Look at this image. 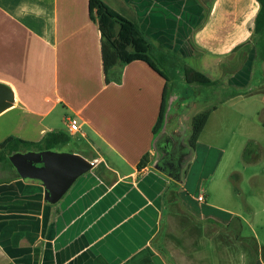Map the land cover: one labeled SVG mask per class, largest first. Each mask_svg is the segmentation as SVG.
I'll return each mask as SVG.
<instances>
[{"label":"crops","instance_id":"obj_1","mask_svg":"<svg viewBox=\"0 0 264 264\" xmlns=\"http://www.w3.org/2000/svg\"><path fill=\"white\" fill-rule=\"evenodd\" d=\"M103 1L137 24L155 63L181 74L183 65L197 69L216 81L205 86L216 97L197 95L194 112L172 113L186 102H175L168 80L154 132L166 80L142 60L104 72L88 0H0V92L11 97L0 110V142L61 131L68 139L53 150L94 162L54 203L40 180L0 163V264H172L162 246L175 224L181 246L196 248L181 264H264V221L255 222L252 208L246 217L227 178H216L231 140L211 127L223 106L264 127V60L252 42L257 0ZM203 111L207 122L185 149L179 130L187 138ZM68 117L77 132L68 131ZM207 131L214 137H203ZM172 144L181 150L179 180L155 166Z\"/></svg>","mask_w":264,"mask_h":264},{"label":"rangeland","instance_id":"obj_2","mask_svg":"<svg viewBox=\"0 0 264 264\" xmlns=\"http://www.w3.org/2000/svg\"><path fill=\"white\" fill-rule=\"evenodd\" d=\"M156 63L165 70V73L169 77V89L170 93L176 98L175 102H186L185 106L175 108L172 113L179 111L194 112L196 108L193 105V100L197 95L201 98L207 97L208 99L216 97V94L214 92L211 93L209 87L205 86H201L202 91L197 94L195 88L182 80L181 71L177 67L172 69L171 67L164 66L158 59H156ZM247 88H241L239 91L246 90ZM261 89L264 90V86ZM225 91L227 92L228 90ZM232 108L236 109L237 105ZM251 108L253 107L250 106ZM254 121L240 119L236 113L232 111L228 113L226 107L223 106L216 115V119L212 121L211 127H219L225 133L221 136L224 138V141L228 137L231 140L229 147L227 146L226 156L218 168L216 178H227L235 203L245 212L244 215L246 217H248V208L258 211L254 217L255 222H257L261 219L264 221V211H262L264 209V195H259L261 193L264 194V127H260L258 125L259 122ZM203 137L211 139L214 136L207 131ZM243 145L245 147L241 150ZM209 188L211 189L210 185ZM177 225L175 224L172 230L169 226L162 246L172 264H181V255L185 254L187 250L191 252V249H195L196 251V248L191 246H188V248L187 245L185 247L181 246V232L175 228ZM195 233L194 242L192 241L193 238L189 236L190 244L191 242L196 244ZM260 234L263 235L264 232L260 231Z\"/></svg>","mask_w":264,"mask_h":264},{"label":"trees","instance_id":"obj_3","mask_svg":"<svg viewBox=\"0 0 264 264\" xmlns=\"http://www.w3.org/2000/svg\"><path fill=\"white\" fill-rule=\"evenodd\" d=\"M257 2L259 7L254 18L252 42L255 48L256 59L258 63H261L264 60V0H257ZM88 15L97 24L100 33V50L104 72H107L110 67L117 63L142 60L166 80L158 117L153 128L154 132H158L162 127L167 108V81L169 78L165 74V70H161L151 59L152 45L136 23L116 12L103 0H88ZM182 75L188 84L201 86L216 84L215 80L210 79L204 73L188 65L182 66ZM243 93L245 92H234L233 95ZM208 117V111L197 113L192 117L188 138L191 148L194 147ZM67 139L68 136L61 131L48 132L39 141H27L8 137L0 142V163L12 166L8 156L14 152L52 150L64 144Z\"/></svg>","mask_w":264,"mask_h":264},{"label":"water","instance_id":"obj_4","mask_svg":"<svg viewBox=\"0 0 264 264\" xmlns=\"http://www.w3.org/2000/svg\"><path fill=\"white\" fill-rule=\"evenodd\" d=\"M9 94L0 92V110L10 104ZM181 150L173 144L161 149V157L156 167L174 180H179L182 161L176 156ZM17 174L22 178L40 180L45 188L44 199L54 203L69 189L77 177L89 171L93 161L79 154L56 150L18 151L8 156Z\"/></svg>","mask_w":264,"mask_h":264},{"label":"built area","instance_id":"obj_5","mask_svg":"<svg viewBox=\"0 0 264 264\" xmlns=\"http://www.w3.org/2000/svg\"><path fill=\"white\" fill-rule=\"evenodd\" d=\"M67 129L71 133H75L79 130V124L76 118L68 117L67 118ZM202 196H198V200H202Z\"/></svg>","mask_w":264,"mask_h":264},{"label":"flooded vegetation","instance_id":"obj_6","mask_svg":"<svg viewBox=\"0 0 264 264\" xmlns=\"http://www.w3.org/2000/svg\"><path fill=\"white\" fill-rule=\"evenodd\" d=\"M179 133H180L179 141H182V143L184 142V148L185 149H191V146H190V144L188 142L189 135L186 138L187 134L184 133V128L183 127L181 128V130H179ZM184 148H182V149L184 150Z\"/></svg>","mask_w":264,"mask_h":264}]
</instances>
